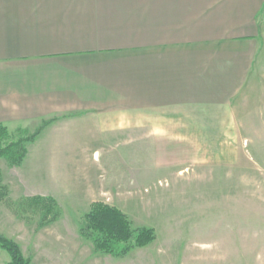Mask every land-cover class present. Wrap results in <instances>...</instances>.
Here are the masks:
<instances>
[{
	"label": "crops",
	"instance_id": "1",
	"mask_svg": "<svg viewBox=\"0 0 264 264\" xmlns=\"http://www.w3.org/2000/svg\"><path fill=\"white\" fill-rule=\"evenodd\" d=\"M263 7L264 0H0V126L37 132L48 123L28 145L23 170L39 169L45 186L84 196L136 186L144 169L228 159L238 132L233 100L252 69ZM33 153L44 155L35 167ZM16 182L18 197L0 198V234L32 264L5 204L26 196ZM10 263L0 253V264Z\"/></svg>",
	"mask_w": 264,
	"mask_h": 264
},
{
	"label": "rangeland",
	"instance_id": "2",
	"mask_svg": "<svg viewBox=\"0 0 264 264\" xmlns=\"http://www.w3.org/2000/svg\"><path fill=\"white\" fill-rule=\"evenodd\" d=\"M256 23L252 69L233 100L238 132L228 159L158 172L144 169L136 186H102L84 196L77 188L45 186L39 169L29 174L5 159L0 163V198L12 192L18 197L17 179L26 195L15 202L5 199V204L15 213L17 241L32 264H264V7ZM9 132L0 146L26 137ZM43 157L33 153L32 166ZM3 177L14 181L11 192L1 183ZM46 188L57 193L56 204L29 201L48 198ZM96 202L118 208L133 229H154L156 239L122 257L97 251L79 231Z\"/></svg>",
	"mask_w": 264,
	"mask_h": 264
},
{
	"label": "trees",
	"instance_id": "3",
	"mask_svg": "<svg viewBox=\"0 0 264 264\" xmlns=\"http://www.w3.org/2000/svg\"><path fill=\"white\" fill-rule=\"evenodd\" d=\"M47 125L48 123H44L32 135L27 130H18L26 137L0 146V159H5L13 167L21 166L27 156L28 145L36 140ZM10 136L8 128L0 126V144L1 140L8 139ZM29 201L32 204H56L51 198L35 197ZM50 209L51 207L49 211ZM83 219L79 229L80 235L91 240L95 249L104 254L122 257L130 250L145 247L156 239L154 229L147 227L133 229L127 215L118 208L102 202L93 203L90 212ZM0 248L9 254L10 264H30V261L24 257L20 246L1 234Z\"/></svg>",
	"mask_w": 264,
	"mask_h": 264
}]
</instances>
